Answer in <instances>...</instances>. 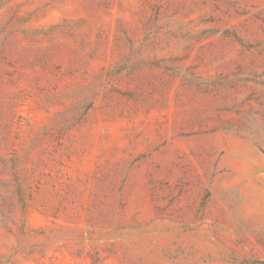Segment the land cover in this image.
<instances>
[{
    "label": "rangeland",
    "instance_id": "obj_1",
    "mask_svg": "<svg viewBox=\"0 0 264 264\" xmlns=\"http://www.w3.org/2000/svg\"><path fill=\"white\" fill-rule=\"evenodd\" d=\"M0 264H264V0H0Z\"/></svg>",
    "mask_w": 264,
    "mask_h": 264
}]
</instances>
